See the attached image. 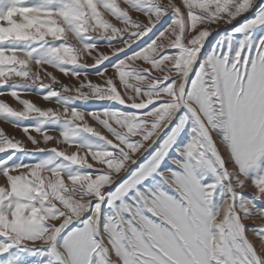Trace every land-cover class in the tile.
I'll list each match as a JSON object with an SVG mask.
<instances>
[{
  "label": "snow or ice",
  "instance_id": "6c2138e0",
  "mask_svg": "<svg viewBox=\"0 0 264 264\" xmlns=\"http://www.w3.org/2000/svg\"><path fill=\"white\" fill-rule=\"evenodd\" d=\"M0 88V264H264V0H0Z\"/></svg>",
  "mask_w": 264,
  "mask_h": 264
},
{
  "label": "rangeland",
  "instance_id": "374dc122",
  "mask_svg": "<svg viewBox=\"0 0 264 264\" xmlns=\"http://www.w3.org/2000/svg\"><path fill=\"white\" fill-rule=\"evenodd\" d=\"M118 2H119V0H118ZM213 27H215V26H213ZM72 42L74 43V41H72ZM100 51L104 52V53H108L110 51V49H108L107 47H104V48H101ZM83 62H86V63H89V64L93 63L92 59L90 57H87V56L84 57ZM32 70L34 72L40 71L41 76L43 77V81L46 84L50 83V81L46 77H44V75H43L44 71L51 72L53 74V76H55L62 84L70 85V86L71 85H78V81L76 79H74V78H72L70 76H65L62 73H60L59 71L54 70L50 66H47V65L43 66V70H39V69L36 68L35 65H33L32 66ZM109 74H111V70L110 69H109ZM154 74H156V73H154ZM89 79L91 81H93V82H100V78L98 76H96V75L89 74ZM80 80H83V77H80ZM51 86L54 89H59L61 84H52ZM4 90L5 89L0 88V91H4ZM21 98L29 99L30 101L35 103L37 106L42 107V108H48V107L57 108L58 107V105H56L55 103H52V102H49V101H45L41 94H37L35 86H33V92L32 93L22 94ZM0 101H4V102L8 103L13 108L19 109V108L22 107L21 105L18 104V102L15 99H13L8 94L0 95ZM77 106L80 107V108H96L99 105L97 103L83 104V103H79L78 102ZM22 123L30 124L32 122L31 121H24ZM89 123L93 124V126H95L97 128V130H99L102 134H104L106 136L108 135L107 132L102 127H100L99 125H95V123L92 122L90 119H89ZM0 130H3L7 135H9L11 137H15L17 139L22 140L25 143L26 147H28V148H32L33 147V145L27 140V138L24 135L22 129L15 128V127L12 126V124L6 123L3 120H0ZM31 134L36 136L37 139H41V137L38 134H36L35 132H33ZM49 134L54 135V136H58V132H50ZM108 138L111 139L110 136H108ZM53 146H57V147H59L61 149H67L69 152L76 150L74 146H68V145H64V144L55 145L53 142H49L48 144H43V143L40 144V147H42V148H50V147H53ZM252 191L253 190L251 188L244 190L246 195H249ZM257 203L259 204L260 202H257ZM244 223L248 224L249 226H251L252 224L260 225V224L264 223V221L258 219V220H255V221H244ZM249 239L250 240H255L256 239L251 234V232H249ZM36 246L40 247V242H36ZM26 259L28 261H32V260L38 259V257L28 256V257H26Z\"/></svg>",
  "mask_w": 264,
  "mask_h": 264
}]
</instances>
